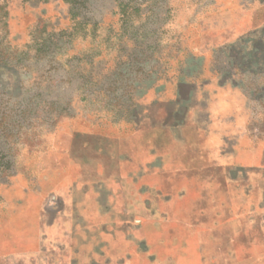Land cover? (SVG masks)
<instances>
[{
    "label": "rangeland",
    "instance_id": "rangeland-1",
    "mask_svg": "<svg viewBox=\"0 0 264 264\" xmlns=\"http://www.w3.org/2000/svg\"><path fill=\"white\" fill-rule=\"evenodd\" d=\"M2 184L0 264H264V0H0Z\"/></svg>",
    "mask_w": 264,
    "mask_h": 264
},
{
    "label": "crops",
    "instance_id": "crops-1",
    "mask_svg": "<svg viewBox=\"0 0 264 264\" xmlns=\"http://www.w3.org/2000/svg\"><path fill=\"white\" fill-rule=\"evenodd\" d=\"M235 158L232 157L233 162ZM231 160V161H232ZM227 163L230 162L229 160L226 161ZM6 185L2 184L0 185V204L5 205L6 203H14V201H22V202H27L28 204H31L35 200V193H33L32 189L30 187H21L19 189V192L17 195L11 192L13 195L11 197H7L9 194V191L7 193L6 191ZM10 190V189H9Z\"/></svg>",
    "mask_w": 264,
    "mask_h": 264
}]
</instances>
